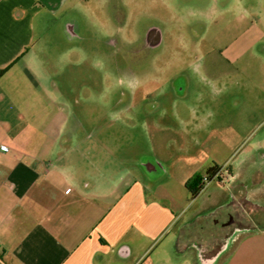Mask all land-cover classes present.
Masks as SVG:
<instances>
[{"label": "rangeland", "instance_id": "1", "mask_svg": "<svg viewBox=\"0 0 264 264\" xmlns=\"http://www.w3.org/2000/svg\"><path fill=\"white\" fill-rule=\"evenodd\" d=\"M43 20L34 74L68 129L140 130L108 140L169 160L154 188L173 197L163 199L178 212L171 237L212 248L231 214L244 229L213 264H264V0L69 1ZM154 32L156 45L148 43ZM154 120L169 129L156 132ZM214 165L221 180L198 198L168 180ZM229 170L241 179L229 184ZM239 183L257 189L261 208L237 207ZM201 247L168 264H204Z\"/></svg>", "mask_w": 264, "mask_h": 264}, {"label": "crops", "instance_id": "2", "mask_svg": "<svg viewBox=\"0 0 264 264\" xmlns=\"http://www.w3.org/2000/svg\"><path fill=\"white\" fill-rule=\"evenodd\" d=\"M69 1L82 0H0V70L7 69L0 77V264H155L154 251L168 264L196 245L208 248L178 232L171 237L178 212L163 199L173 197L154 188L169 160L157 149L140 158L108 140L140 130L68 129L69 117L35 77L36 24ZM158 121L156 132L168 128ZM235 176L231 170L229 184L241 179ZM191 179L168 178L184 189ZM241 183L237 207L261 208L257 189L243 191Z\"/></svg>", "mask_w": 264, "mask_h": 264}, {"label": "flooded vegetation", "instance_id": "3", "mask_svg": "<svg viewBox=\"0 0 264 264\" xmlns=\"http://www.w3.org/2000/svg\"><path fill=\"white\" fill-rule=\"evenodd\" d=\"M158 36V32H154ZM153 34V33H151ZM152 37H155L154 35L148 36V43L152 44L151 40ZM215 223H218V221H215ZM224 229L227 231L224 232V235L221 236L219 243H217L212 248H202L199 250V254L201 256L202 261L204 264H213L217 262L222 253L227 248L226 246L228 243L232 240L234 232L238 230H242L243 228V222L240 218H236L234 215H229L228 220L225 223L221 224ZM197 248L200 246H196Z\"/></svg>", "mask_w": 264, "mask_h": 264}, {"label": "trees", "instance_id": "4", "mask_svg": "<svg viewBox=\"0 0 264 264\" xmlns=\"http://www.w3.org/2000/svg\"><path fill=\"white\" fill-rule=\"evenodd\" d=\"M7 71V69L0 70V77ZM229 175H231V170H229ZM221 167L214 165L206 169L204 175H195L191 180L186 182L185 187L191 198H196L200 192L205 188L206 184L213 179L217 178L221 180ZM222 182V181H221Z\"/></svg>", "mask_w": 264, "mask_h": 264}, {"label": "water", "instance_id": "5", "mask_svg": "<svg viewBox=\"0 0 264 264\" xmlns=\"http://www.w3.org/2000/svg\"><path fill=\"white\" fill-rule=\"evenodd\" d=\"M151 42H152V45L158 44V42H159V36L158 37H152Z\"/></svg>", "mask_w": 264, "mask_h": 264}]
</instances>
